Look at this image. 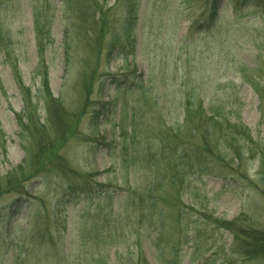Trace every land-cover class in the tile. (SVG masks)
Wrapping results in <instances>:
<instances>
[{
	"label": "trees",
	"instance_id": "1",
	"mask_svg": "<svg viewBox=\"0 0 264 264\" xmlns=\"http://www.w3.org/2000/svg\"><path fill=\"white\" fill-rule=\"evenodd\" d=\"M25 1L32 15L36 46L34 72L40 76L42 85L38 101H43L47 117L43 122L39 104L34 103L14 55L12 24L6 22V14L9 3L19 2L0 0V54L10 63L23 96V109L16 113V118L26 154L25 162L0 176V197L10 192L27 196L25 185L31 177L54 174L65 178L75 174L61 150L68 140L80 137V119L86 108L93 105L91 96L99 78L98 58L106 47L105 58L109 64L115 49L126 59L134 54L136 47L134 31L139 0H122L125 12L117 30L113 27L116 8L107 5L105 0H61L63 18L68 20L63 40L62 81L79 99L78 110L72 111L64 97L54 96L49 79L47 54L55 43L53 27L60 9L52 0ZM252 5L257 18L264 23V0H235L234 11L238 14L242 7ZM218 15V0H214L209 25H213ZM113 29L116 35L110 38ZM119 39L123 40L122 44H118ZM92 52L97 56L94 67L89 64ZM248 83L264 104L260 86ZM182 114L183 120L176 123L159 121V117L149 114L143 123L134 119L130 130H126L128 147L122 163L128 162L126 167L139 171L140 184L128 182L130 173H124V186L100 181L95 172L84 173L35 224L3 226L0 222V264H111L113 261L116 264H183L184 248L197 233L196 229H201L192 228L186 220L184 196L193 183L206 175L221 176L217 173L219 166L240 170L248 179L243 172L246 161L256 160L259 153L264 174V154L251 129L235 111L221 106L206 109L201 100L196 105L187 97ZM25 165L31 168V173L24 171ZM260 190L264 196V189ZM120 192L124 196L118 200ZM199 215L215 229L230 231L234 235L232 250L243 259H264V228L247 222V218L216 217L205 207ZM70 228L71 248L66 246Z\"/></svg>",
	"mask_w": 264,
	"mask_h": 264
},
{
	"label": "rangeland",
	"instance_id": "2",
	"mask_svg": "<svg viewBox=\"0 0 264 264\" xmlns=\"http://www.w3.org/2000/svg\"><path fill=\"white\" fill-rule=\"evenodd\" d=\"M52 1L60 10L53 27L55 43L47 54L50 86L54 96L64 97L70 109L77 111L79 99L62 81L63 40L68 20L63 18L62 1ZM18 2L8 4L6 22L12 24L14 55L19 60L22 79L31 89L45 122L47 113L43 101H38L42 93L41 78L34 72L37 54L32 15L27 1ZM213 2L139 0L134 54L124 59L117 48L108 64L107 49H103L98 58L99 78L91 96L93 105L86 108L79 122L80 137L68 140L61 150L75 174L65 178L54 174L31 177L25 185L27 196L4 194L0 197L3 226L35 224L84 173L95 172L96 179L121 186L126 184L124 173H130L128 182L140 184L139 171L126 167L128 162L122 163L128 147L126 130H130L134 119L143 123L149 114L168 123L182 121L187 97L196 105L201 100L206 109L221 106L235 111L251 129L264 154V104L248 83L258 84L264 92V23L257 18L254 5L244 6L236 14L235 0H218L219 15L215 24L209 25ZM105 3L116 8L113 27L117 30L124 18L123 1L105 0ZM114 29L110 38L116 35ZM122 43L119 39L118 44ZM3 55L0 54V176L25 162L26 157L16 118V113L23 109V96ZM96 62L97 56L92 52L89 64L94 67ZM85 69L90 70L88 66ZM261 163V153L256 160L246 161L243 172L248 179L240 170L219 166L217 173L221 176L206 175L193 183L184 196L186 220L192 228L201 229H196L197 233L184 248L183 264H264V259L246 260L233 252L234 235L225 229H215L199 215L205 207L216 217L247 218V222L264 228ZM24 171L31 173V168L25 165ZM123 196L120 192L117 199ZM191 220L196 222L192 224ZM68 233L66 246L71 248L72 228ZM148 258L152 261L149 253Z\"/></svg>",
	"mask_w": 264,
	"mask_h": 264
}]
</instances>
